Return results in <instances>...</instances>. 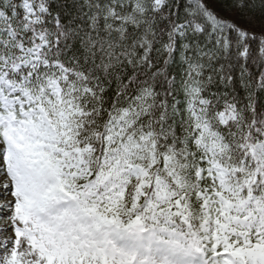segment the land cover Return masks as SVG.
Masks as SVG:
<instances>
[{
    "label": "snow or ice",
    "instance_id": "6c2138e0",
    "mask_svg": "<svg viewBox=\"0 0 264 264\" xmlns=\"http://www.w3.org/2000/svg\"><path fill=\"white\" fill-rule=\"evenodd\" d=\"M0 264H264V0H0Z\"/></svg>",
    "mask_w": 264,
    "mask_h": 264
},
{
    "label": "rangeland",
    "instance_id": "374dc122",
    "mask_svg": "<svg viewBox=\"0 0 264 264\" xmlns=\"http://www.w3.org/2000/svg\"><path fill=\"white\" fill-rule=\"evenodd\" d=\"M0 223H2V222H0Z\"/></svg>",
    "mask_w": 264,
    "mask_h": 264
}]
</instances>
